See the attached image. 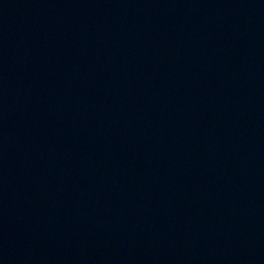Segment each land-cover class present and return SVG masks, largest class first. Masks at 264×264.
<instances>
[{
  "label": "water",
  "instance_id": "95a60500",
  "mask_svg": "<svg viewBox=\"0 0 264 264\" xmlns=\"http://www.w3.org/2000/svg\"><path fill=\"white\" fill-rule=\"evenodd\" d=\"M0 264H264V0H0Z\"/></svg>",
  "mask_w": 264,
  "mask_h": 264
}]
</instances>
